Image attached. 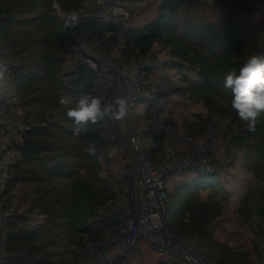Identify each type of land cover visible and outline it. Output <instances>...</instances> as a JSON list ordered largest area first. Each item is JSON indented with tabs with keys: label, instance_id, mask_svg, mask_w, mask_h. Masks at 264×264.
I'll list each match as a JSON object with an SVG mask.
<instances>
[{
	"label": "rangeland",
	"instance_id": "rangeland-1",
	"mask_svg": "<svg viewBox=\"0 0 264 264\" xmlns=\"http://www.w3.org/2000/svg\"><path fill=\"white\" fill-rule=\"evenodd\" d=\"M48 1L50 6L42 4L43 0H12L16 9L10 11L0 6L4 23L17 22H9L12 29L7 33L0 22V50L5 55L6 49L9 55L4 59L12 65L9 74L16 93L6 100L10 103V115H15L7 122L16 123L17 132L11 136L4 130L0 136L1 263L88 264L83 241L90 233L80 229L99 210L120 203L110 186L120 172L119 161L131 158L124 120L109 122L106 118V124L100 126L89 123L87 131L97 133L99 139L84 141L73 134V121L58 103L61 95H69L73 99L70 106H74L80 94L88 93L68 92L64 77L82 53L78 31L85 20L81 16L90 12L96 15L99 13L96 7L100 6L102 12L114 7L130 16L129 21L118 20L115 26L112 24L115 19L107 15L112 22L92 21L84 33L86 42L102 58L131 69L115 85L123 89L125 84L134 83V77H139L143 85L138 96L166 99L163 111L154 117L139 108L141 102L133 103L132 129L137 133L145 127L151 129L144 141L148 159L161 164L174 159L201 158L219 172L217 176L184 172L199 177L190 182L186 175L168 183L167 229L177 239L195 247L209 264H264V115L258 117L255 130H249L231 108V92L223 88V78L229 70L238 73L249 56L264 55V0H189L177 11L173 21L175 31L167 36L170 42H156L146 57L135 55L130 59L122 54L121 31L145 30L166 14L164 9L170 0H84L82 6L91 4V7L68 13L59 5L53 7V0ZM71 15L79 23L68 27ZM49 33L53 36L47 38ZM8 37L18 42L16 49L6 48ZM111 39L114 46H107ZM42 52L57 59V82L46 78L48 68L40 63L39 57ZM24 57L33 61L22 66ZM145 63L150 64L149 68L136 69ZM25 77L39 89L28 100L21 99L19 91V83ZM204 83L209 85L204 93L213 95L216 112L205 104L202 92L193 91ZM90 93L103 96L104 91ZM160 119L164 140L157 147L152 141L154 126L149 121L157 123ZM51 124L56 127L51 128ZM32 128L47 131L44 138L51 137L53 153L38 159L24 157L20 147L25 133ZM109 131L125 149L124 157H118L117 161L109 157ZM92 143L97 147L95 156L86 151ZM65 172H70L69 178L56 174ZM212 180L213 184L208 185ZM93 192L96 196L92 206H77L76 194ZM49 205L53 207L51 215L41 210ZM206 209L217 216L201 232L196 229L195 220ZM72 210L78 221L74 224L69 223ZM12 232H21L23 238L12 240ZM33 237L37 239L34 244L45 247L46 253L25 245L17 249L24 240ZM142 247L143 263H163L165 257L147 244ZM28 252L34 258L30 262L25 258L6 259L11 254ZM165 262L171 264L170 260Z\"/></svg>",
	"mask_w": 264,
	"mask_h": 264
},
{
	"label": "built area",
	"instance_id": "built-area-1",
	"mask_svg": "<svg viewBox=\"0 0 264 264\" xmlns=\"http://www.w3.org/2000/svg\"><path fill=\"white\" fill-rule=\"evenodd\" d=\"M89 5L91 7V4H84L82 9L89 8ZM106 9L108 10L102 12V7L98 6L96 10L99 13L96 15L90 12L84 17L81 16L85 20L84 24L81 27L79 26L80 31H78L80 34L78 36H84L81 42L79 40L82 53L78 54L76 62L66 73L64 81L68 92L82 93L88 91L90 93L97 91L100 93L103 90V96L111 98L122 94V96L129 99L130 111L124 119V127L126 144L131 158L126 157L124 161H119L121 163L120 172L110 186L112 193L117 196L120 203L115 206L111 205L108 208L104 207L87 222L90 235L88 234L83 241V254L88 259V264H146L142 262L145 259L142 244H147L148 248L157 252L161 257H165L163 263H167L165 260H170L181 264H209L195 247L188 245L181 239H177L167 229L166 219L169 211L168 178L189 171L207 176L217 175L219 172L214 167L207 165L201 158L198 160L174 159L169 163L161 164L152 163L148 159L144 141L151 129L148 130L145 127L143 131L138 133L132 129L130 114L133 103L138 104L141 102L139 108L154 117V114L163 111L166 99L138 96L141 93L140 86L143 85L139 82V77H134V83L125 84L123 89L118 84L115 85L116 80L127 77L131 73V69L121 63L107 61L94 50L92 45L90 46L86 42L84 33L88 31V25L92 21H96V23L112 22L107 17L109 15L115 19L112 24L117 26L115 23L120 19L115 17L114 11L117 12L118 10H115L114 7L113 10ZM110 10H112V13ZM127 18H130V16ZM106 44H108L107 46H114L112 39ZM98 47L100 46L98 45ZM0 58L5 61V55L1 50ZM5 62L10 70L11 63ZM149 65V63H145L136 69L143 71L149 68ZM125 71L127 74L123 73ZM9 73L7 75L13 84ZM134 75L137 76V73ZM122 91L124 92L121 93ZM15 94L13 87L8 95L0 99V136L4 133V130L9 132L11 136L17 133L16 123L7 122L8 120L12 121L15 115H10V103L6 100L14 98ZM106 118L109 122H116L110 117ZM106 118L96 124H91L93 126L105 125ZM149 123L154 126L152 128L154 132H160L164 129L162 119L157 123L150 120ZM108 137L111 144L109 153L111 160L117 161L118 157L123 158L125 155L123 144L115 142L111 131H109ZM37 214H39L38 211ZM11 255L6 259L25 258V261L29 262L34 259L29 253ZM0 264L6 263L0 261Z\"/></svg>",
	"mask_w": 264,
	"mask_h": 264
},
{
	"label": "trees",
	"instance_id": "trees-1",
	"mask_svg": "<svg viewBox=\"0 0 264 264\" xmlns=\"http://www.w3.org/2000/svg\"><path fill=\"white\" fill-rule=\"evenodd\" d=\"M83 2H84V0H57V4L59 5L60 9L64 12H67V13L73 12V11L77 12V11L81 10L83 7L82 6ZM187 2H189V0H170L168 2V5L164 9V10H166V14L163 17H160L158 20H156L152 24H150L143 31H138L134 28L122 30L121 34H122L123 39H124V41H123L124 47L122 49V54L124 55V57L126 59H130L132 56L138 55L141 58H144L147 56V54L149 53V51L152 48L154 43L159 42V43L168 44L170 42V40H169L170 38L167 39V36L170 37L171 34L175 31L173 21L176 19L177 11L182 6H184ZM35 3H36V1H35ZM36 4H38V3H36ZM42 4H44L45 6H50L49 1L46 2V0H43ZM0 6H2L4 9L9 10V11L15 8L13 6L12 0H0ZM31 10H33V9H31ZM8 13H10V12H8ZM42 18H43V16L40 17V19H42ZM3 20H4L3 18H0V22L2 24L1 28H4L5 33H7L9 31H11V29H12L11 25H12L13 21L10 20V21H12L11 23H9L10 21H8V22L5 21L7 23H4ZM13 23H17V22L14 21ZM27 23L28 22H26V24ZM23 24H21V25L23 26ZM98 28H101V27L98 26ZM51 36H53V33L47 34V38H50ZM46 43H47V41L45 42V44ZM5 45H6V48H9L10 50H14L17 48L18 42L16 40L8 37V40L6 41ZM3 49H5V46L3 47ZM5 50H4L5 55L9 56ZM22 50L26 51L27 49H22ZM44 52H46V50H44ZM44 52H42V54H40L39 57H40V63L43 62L46 65V67L48 68V70L46 72L47 73L46 78L47 79H53V81L57 82L58 80H57V74H56L57 73L56 72V70H57L56 65H57L58 61L55 57L51 58V57L45 55ZM31 61H33V58L24 57L23 62H22V66L23 65L24 66L29 65V62H31ZM212 68H214V67H212ZM205 70H207V69H205ZM202 74H205V72ZM29 81H30V79L28 77H25L19 83V91H20L21 99L28 100V98H30L31 96L36 94V92L39 91L38 88H35V87H33V85H30ZM216 86L219 87L218 84H216ZM206 88H209V85L207 83H204L200 86H197L195 89H193V91L197 90V92H200V93L202 92V98L205 99V104L209 107L211 112H216V108L213 107L214 105L212 102L213 95L204 93V90ZM66 111H67V109H66ZM50 127L54 128V127H56V124H51ZM47 134H48L47 131L42 130V129H36V128H32L29 131H27L24 135L22 146L20 147V151L22 152L24 157L29 158V159H38V158H43L44 156L53 153L55 151V146L51 141V137L49 138V140H46L44 138V135H47ZM79 137L82 140L89 141V142H94V141H97L99 139L98 134L93 132V131L82 132L79 135ZM163 140H164V135L162 134V132L153 133L152 141L157 147H161ZM263 153H264V151L262 152V154ZM58 155L63 156L64 153H60ZM71 155L75 156V154H71ZM59 157H61V156H59ZM56 174H58L57 176H59L61 178H69L70 177V172L69 173L65 172V173H61V174L56 173ZM54 176H56V175L54 174ZM215 176H217V175H215ZM213 182H214V180H212L210 182V184H213ZM95 196L96 195L94 192L88 193V194L87 193L76 194L77 206H84L85 208L92 206L93 201L95 199ZM41 208H42L41 210L43 212L47 213L48 215L53 214L52 210H51L53 208L52 205H49L48 207L42 206ZM73 212H74V210H72L68 215L69 216V223H72V224L78 222V221H76L77 217H75L73 215ZM216 216H217V214L210 212V209L203 210L202 213L198 214L196 217V220H195L196 229L201 231V232L204 231L205 228L208 227V225H210L212 219ZM47 230H50V229L47 228ZM40 231H42V230H40ZM80 231L89 233V229L87 227V224H84V226H82ZM34 236H36V235H34ZM10 238H12V240H19L23 237H22L21 232H12ZM35 240H37L36 237L29 238L28 240H24V243L21 244L17 249L18 250L22 249V247L25 245L24 247H27L29 249L36 250V251H39L42 253H46L45 247L41 248V247L37 246L36 244H34ZM28 253H30V252H28ZM161 264H168V263H161ZM171 264H181V263L171 262Z\"/></svg>",
	"mask_w": 264,
	"mask_h": 264
},
{
	"label": "clouds",
	"instance_id": "clouds-1",
	"mask_svg": "<svg viewBox=\"0 0 264 264\" xmlns=\"http://www.w3.org/2000/svg\"><path fill=\"white\" fill-rule=\"evenodd\" d=\"M53 0V7H57ZM79 23L75 15L69 18L70 26ZM8 64L0 58V99L10 93L12 84ZM223 88L231 92V108L244 121L249 130L254 131L258 117L264 115V55H251L246 62L236 70H229L223 78ZM61 108H66V116L73 121V134L80 135L87 131L89 123L110 117L115 121L124 120L129 114V99L122 95L106 97L82 93L73 105V99L69 95H61L58 100ZM86 151L90 155H97L95 143L90 144Z\"/></svg>",
	"mask_w": 264,
	"mask_h": 264
},
{
	"label": "crops",
	"instance_id": "crops-1",
	"mask_svg": "<svg viewBox=\"0 0 264 264\" xmlns=\"http://www.w3.org/2000/svg\"><path fill=\"white\" fill-rule=\"evenodd\" d=\"M219 174V173H218ZM217 174V175H218ZM187 175V177H188V181H192V180H196L197 179V177H199V175H195V178H193L191 175H193V173H180V174H176V175H172V176H170L169 178H168V183L170 182V181H172V179H174V178H178V177H181V176H186ZM176 176V177H175ZM191 178V179H190ZM210 183H208V185H209ZM263 227H264V225H263Z\"/></svg>",
	"mask_w": 264,
	"mask_h": 264
},
{
	"label": "bare ground",
	"instance_id": "bare-ground-1",
	"mask_svg": "<svg viewBox=\"0 0 264 264\" xmlns=\"http://www.w3.org/2000/svg\"><path fill=\"white\" fill-rule=\"evenodd\" d=\"M143 7V6H142ZM125 8H127L126 6H125ZM114 13H115V17H117V19H120V20H123V21H128V20H130V18H127V17H129L127 14L128 13H126V14H122V13H119L118 11L117 12H115L114 11ZM82 40L84 39V36L83 35H81V37H80ZM81 39H80V42H81ZM124 74H127V72L125 71V72H123ZM131 91H132V89H130Z\"/></svg>",
	"mask_w": 264,
	"mask_h": 264
}]
</instances>
